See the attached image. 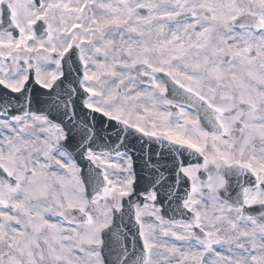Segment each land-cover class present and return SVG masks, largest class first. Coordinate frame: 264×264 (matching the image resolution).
<instances>
[{
	"label": "snow or ice",
	"instance_id": "1",
	"mask_svg": "<svg viewBox=\"0 0 264 264\" xmlns=\"http://www.w3.org/2000/svg\"><path fill=\"white\" fill-rule=\"evenodd\" d=\"M0 264H264V0H0Z\"/></svg>",
	"mask_w": 264,
	"mask_h": 264
}]
</instances>
